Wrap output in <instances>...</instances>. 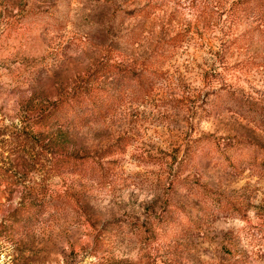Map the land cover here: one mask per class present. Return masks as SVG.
Instances as JSON below:
<instances>
[{"label":"rangeland","instance_id":"rangeland-1","mask_svg":"<svg viewBox=\"0 0 264 264\" xmlns=\"http://www.w3.org/2000/svg\"><path fill=\"white\" fill-rule=\"evenodd\" d=\"M0 264H264V0H0Z\"/></svg>","mask_w":264,"mask_h":264},{"label":"trees","instance_id":"trees-1","mask_svg":"<svg viewBox=\"0 0 264 264\" xmlns=\"http://www.w3.org/2000/svg\"><path fill=\"white\" fill-rule=\"evenodd\" d=\"M93 91H90L87 95H74L70 98L69 103H67V107H65L64 113L61 114H54L55 120L53 118V125H56L61 128H65L69 126L70 123H78L80 121H85L90 118L93 114H99L101 110L104 109V103L107 101L104 99L107 94L105 90H103V94L100 95H93ZM109 96V95H108ZM111 107V105H110ZM109 107V108H110ZM108 108V109H109ZM72 120V121H70ZM69 122V123H68ZM68 124V125H67ZM117 146H112L108 150H105L100 157H104L105 155H113L117 151ZM75 160H85L82 158H74ZM63 161V160H62ZM60 162L54 163V166H57V170H60L61 165ZM79 167V165H78Z\"/></svg>","mask_w":264,"mask_h":264}]
</instances>
